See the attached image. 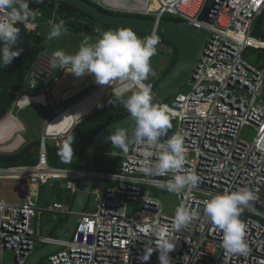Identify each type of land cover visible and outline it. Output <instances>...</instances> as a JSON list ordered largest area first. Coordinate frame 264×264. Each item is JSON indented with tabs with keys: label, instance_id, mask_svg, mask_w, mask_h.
I'll use <instances>...</instances> for the list:
<instances>
[{
	"label": "built area",
	"instance_id": "2783aa9c",
	"mask_svg": "<svg viewBox=\"0 0 264 264\" xmlns=\"http://www.w3.org/2000/svg\"><path fill=\"white\" fill-rule=\"evenodd\" d=\"M205 2L158 0L156 10L143 11L157 20L174 16L181 18V22L209 30L204 49L190 74V93L178 107L167 101L161 104L167 106L171 119L178 124L177 133L183 137L184 171L199 177L196 188H186L180 194L181 204L196 213L189 225L177 231L174 216L163 210L159 191L167 190L158 184L170 179L172 174L143 171L155 162L158 150L134 144L131 153L114 152L122 158L118 171H96L91 198L80 213L70 241L42 233L46 213L51 214L53 221L73 214L68 201L41 205L38 196L30 194H22L19 202L0 199V264H26L36 250L50 243L63 245L49 255L50 264H160L156 246L159 232L176 243L169 253L171 264H264V64L255 66L244 59L249 47L264 49L255 43L257 38L252 35L258 21H264V0H228L220 7L213 25L197 18ZM31 9L34 16L43 17L39 7ZM56 11L49 20L51 25L56 17L60 18ZM8 17L9 13L0 8V21ZM71 21L87 26L94 36L103 33L99 25L87 20L72 18ZM32 24L35 27L28 28V32L36 29V23ZM51 60L46 51L41 53L27 76L30 88H35L38 81L47 82ZM153 83L147 85L152 89ZM26 96H20V108L31 103L21 105ZM49 104L58 110L51 99ZM246 126L255 130L251 141L241 138ZM61 140L62 137L55 138L56 145L60 146ZM147 151H152V156L146 158ZM83 175L80 168L52 166L46 139L42 141L37 164L0 167V180L13 176L32 185L61 180L63 190H69L72 196L78 191ZM242 188L255 194L240 216L250 249L247 255L225 250L222 230L203 217L205 200ZM8 250L13 252L12 262L5 260ZM152 250L148 260L140 259Z\"/></svg>",
	"mask_w": 264,
	"mask_h": 264
},
{
	"label": "clouds",
	"instance_id": "9594fccd",
	"mask_svg": "<svg viewBox=\"0 0 264 264\" xmlns=\"http://www.w3.org/2000/svg\"><path fill=\"white\" fill-rule=\"evenodd\" d=\"M90 1L94 4L96 3L95 5L99 7L102 6V8L104 9L111 8L103 5L99 1L97 2V0L96 2L94 0ZM54 3L56 4L55 10L57 9L56 12L60 15V18L56 17L55 22L52 23V25L50 24L51 22L49 23V20L51 19L46 21V23L52 26L48 34L49 40L53 38H58L62 35L64 31H71V29H68L67 21H71L72 18L87 20L93 25H99L102 28V23L93 19L92 17L84 18L74 16L70 18V20L64 19L61 13L58 12V10L60 9L61 2ZM38 4L39 3L33 5L31 8L36 6L41 9ZM0 8L5 9L9 13L8 19L0 21V45H2L0 46V67H7L13 62L14 58L20 56L21 52V50L15 47L18 44V41L20 40V29L17 27V22H26L27 30L28 23H35L30 20V18H34V10L29 8L28 0H0ZM124 12L131 14H141L142 16H151L153 18H156L153 14L149 13L143 14V12L137 11ZM169 17L174 16H166L164 19H168ZM56 20H59L60 22L57 23ZM71 22H76L80 24V22L78 21ZM95 22H99V24H95ZM37 30L38 23H36V29L30 32H35ZM158 43L159 37L155 33L150 34V36L148 37L140 38L131 29L119 28L114 31L108 30L101 33V35L95 40V42H90L89 39L86 37L81 42L78 51L74 54H66L63 50H56L54 51L53 55L49 54L52 59V66L50 68V74L47 82L38 81L35 88H30L29 82L27 80L28 77H26L25 87L19 92L12 107L16 105L19 110H22L32 104L37 103L42 104L45 107L48 106V92L49 90H53V85L56 82L57 78L62 75V73H64L65 71L74 74L76 77L92 75L95 81L92 77H87L89 82L92 83L87 88L91 87L93 89L97 88L100 85L109 84L113 80L134 82L136 85H138V88H135L130 92H126L124 94L119 91L116 93L115 90H113V92H110L114 93L117 98L120 99V102L122 103L123 107L127 110V112L130 114L131 118L134 121V124L132 125L130 130L131 135H129V129L115 127L114 131L109 135L108 139L110 140L111 144L120 148L124 153L128 152L130 144H143L149 149H157L158 152L156 155L155 162L149 166H146L143 171L145 173H154L157 175H167L168 173L172 174L170 179L159 183L158 187L166 189L168 192L175 193L177 195H180L186 188H196L199 183L198 175H196L194 172L189 173L184 171L186 157L183 149V137L177 133L169 137L164 143L160 142V137L165 136L167 134V130L172 127L170 116L168 114V109L166 105H160L154 102V96L151 87L143 83L145 82V80L148 79L149 74H151L153 77L156 76L155 70L151 67L150 60L151 57L154 56L156 53V45ZM19 48L21 49L20 46ZM45 49L46 47L44 48V50L41 51V53L44 52ZM41 53L38 55L37 60ZM56 66H59L60 71L58 72V76L54 80V82H51V79L57 70ZM39 83L45 85L43 90L41 91H38L37 89ZM26 84L29 85V89L26 88ZM129 93H131V95L127 96V98L124 99L123 96ZM22 94H27L28 96L30 95L33 97L44 96L45 99L39 102H31L30 104L26 106L24 105L22 106V108H20L18 105V101ZM108 95H106L104 100L107 98ZM104 100L101 102V104L104 102ZM72 104L73 103H71L70 105ZM70 105H65L62 108H66ZM100 105H98V107ZM12 107L3 119L12 115L13 117L19 120V118L14 114ZM62 108L57 107V111L61 110ZM57 111L53 110V114L48 119L45 125V129L47 128L49 122L55 116ZM81 120H79V122ZM45 129L42 137L45 136L46 140H52L56 143L55 138L57 137L53 136V139H50L52 137L45 135ZM67 135L60 136V138L62 137L61 141H63V139ZM14 137L15 135L11 137L7 142L13 141ZM22 147H24L23 143L15 150L8 152L2 151L0 153L13 154L19 151ZM144 155L146 158L150 157L152 156V151H147ZM28 165L33 164H27L26 166ZM16 180L22 181L20 185L21 200L22 194L25 191L23 187L26 181L28 182V180ZM53 183L54 182H49L43 185L30 184L31 186H38V192L36 196H38L39 203L41 188L48 184L54 186ZM254 199L255 194L253 191L247 188H242L234 192L225 191L222 194L212 195L209 199L205 200L204 202V219L207 222L218 227L220 230H222V247L233 254L247 255L250 251L248 244L244 239V225L240 220V216L241 213L244 211L245 207L250 206V202ZM40 204L43 205L42 203ZM48 204L49 203H47L46 205ZM195 215L196 213L190 212L186 207L181 204L175 210V229L179 231L183 228H186ZM157 235L159 239V244L156 246L159 251L158 259L160 261V264H171L169 253L175 249L176 243H173L168 238H166L163 232H159ZM153 250L149 252L146 257H140V259L144 261L148 260Z\"/></svg>",
	"mask_w": 264,
	"mask_h": 264
},
{
	"label": "water",
	"instance_id": "95a60500",
	"mask_svg": "<svg viewBox=\"0 0 264 264\" xmlns=\"http://www.w3.org/2000/svg\"><path fill=\"white\" fill-rule=\"evenodd\" d=\"M227 1L206 0L203 9L197 17L198 20L213 25L220 7ZM43 2L66 3L102 24L127 28L134 32L161 34L167 41L171 42L177 48V60L169 72L152 88L154 102L160 105L175 94L182 85L190 83V74L196 66L209 36L207 28H197L189 23L171 19L157 20L151 16L126 13L119 9L117 11L112 8L104 9L90 0H28V5L31 8L33 5ZM17 27L20 29L19 36L22 41L20 47L26 49L29 44L26 22H17ZM133 124L134 121L130 115L111 123L100 129L85 147L81 156L80 166V169L84 171V175L78 182V191L73 198L69 190L64 192L65 199L67 201L72 200L73 214L58 228L56 232L58 240L70 241L72 239L80 219V213L86 208L95 185L97 158L103 149L111 143L108 139L109 135L114 131L115 127L126 128L131 132ZM44 139L45 136L41 138L42 141ZM78 152L79 150L75 149L69 153L63 164H70ZM62 247L63 245L60 243H50L39 248L28 258L26 264H38L43 258Z\"/></svg>",
	"mask_w": 264,
	"mask_h": 264
},
{
	"label": "trees",
	"instance_id": "16d2710c",
	"mask_svg": "<svg viewBox=\"0 0 264 264\" xmlns=\"http://www.w3.org/2000/svg\"><path fill=\"white\" fill-rule=\"evenodd\" d=\"M96 4V3H95ZM38 6L44 12L43 17L34 16V18H30L31 21L38 23V30L35 32H29L28 39L29 44L26 49L19 48L22 44V41L19 40L18 44L15 46L20 52V56L14 58L13 62L7 67H0V120L3 119L6 114L11 109L13 103L15 102L19 92L25 87L26 77L29 74L30 70L32 69L33 64L37 60L38 55L41 53L42 50L45 48V38L43 32L40 31V26L43 22L52 19L55 13V6L54 2H43L39 3ZM58 12L61 13L64 19L70 20V18L77 16V17H84V18H91L86 14L82 13L74 6L61 3L60 9ZM168 19L173 20H181L179 17H169ZM59 23V20H56ZM68 29H76L79 32H86L92 34L93 30L86 26L82 27V25L67 21ZM264 21L259 20L257 23V27L253 30V37L257 38L256 35H259L264 38ZM79 26H78V25ZM70 25V26H69ZM110 28L119 29L120 27L109 26ZM136 35L140 38L148 37L150 34L142 33V32H135ZM159 40L163 41L165 44L169 45L173 50V55L171 57V61L169 65L161 72V76L159 79L154 80V86L158 83V81L165 76L169 70L174 66L177 60V48L169 41H167L163 35L158 34ZM259 39V40H258ZM264 39L260 41V38H257L255 43L257 45L264 46ZM2 46V45H0ZM264 56L261 58L263 59ZM138 90V89H136ZM135 90V91H136ZM133 92V91H132ZM131 92V93H132ZM131 93L124 95L123 98L126 99L127 96L131 95ZM168 102V101H167ZM90 115V114H89ZM87 115L88 117L82 118L80 122L76 125H73L70 130L69 134L63 139L61 145L58 146L52 140H46V147H47V154L49 163L53 166H66L63 164L64 159L68 156L69 153L74 151L75 149L79 150L77 156H75L68 167L78 169L81 166V156L82 153L89 143V141L94 137V135L103 127L114 123L128 115H130L127 110L123 107L120 99L114 93H110L104 102L97 108V110L92 115ZM170 116V115H169ZM171 119V116H170ZM172 120V119H171ZM131 135V132H129ZM111 144V143H110ZM108 144V145H110ZM108 145L103 149V151L99 154V157H104L105 155L109 154V151L106 149ZM41 149V139H36L31 141L30 143L26 144L22 147L19 151L13 154H5L0 153V167H10L16 165H27V164H36L38 162V157ZM114 151V150H113ZM116 152V151H114ZM124 153V152H118ZM116 156V155H115ZM97 158V162H98ZM122 158L120 156H116L115 167L112 171H118L120 169ZM25 189V195L29 194L28 191L37 192L38 187H23ZM57 193L62 196L60 191ZM41 203V202H40ZM66 221L65 218H61L58 220L54 227L49 231L50 236L56 237V232L58 228ZM44 259V258H43ZM42 259V260H43Z\"/></svg>",
	"mask_w": 264,
	"mask_h": 264
},
{
	"label": "rangeland",
	"instance_id": "374dc122",
	"mask_svg": "<svg viewBox=\"0 0 264 264\" xmlns=\"http://www.w3.org/2000/svg\"><path fill=\"white\" fill-rule=\"evenodd\" d=\"M94 1L96 2V0H94ZM98 1L105 6H108L107 5L108 3L106 2V0H97V2ZM111 1H114L113 3H115V4H112V5H114V7L116 6V8H113V7H111V8L120 9L123 12L124 11H137V12H139L141 10L140 8H142L146 2V0H118V1L117 0H111ZM117 3H119V4L117 5ZM118 6L120 8H118ZM108 7H110V5ZM125 7L129 8V9H125ZM141 11H143V10H141ZM95 24H99V22H95ZM41 25H43V26H40L39 30L43 32V35L45 38V47H46L45 51L50 55H53V53L55 51L54 45H52V44H55L56 46L63 45V41H65L67 37H71L72 40L68 39L64 45H67V43L71 42L70 45L77 46V50H78V47L80 46L81 42L86 37L89 39L90 42H95V40L98 38L97 36L91 35L90 33L84 34V32H79V31H76V29H72L71 31H68V32H71L70 35L65 34L64 32H66V31H64L62 33V35L59 36L58 38H53V39L49 40L48 34H49L52 26L46 22H43ZM109 29H110V27H108L106 24H102L103 32L108 31ZM256 37L260 38V40L264 39L263 37H261L259 35H256ZM48 41H50V44H48ZM73 51H74L73 54L76 53V50H73ZM172 55H173V50L171 49V47L169 45L165 44L163 41L159 40V43L156 45V53L154 56L151 57V60H150L151 67L155 70L156 76L153 77L151 74H149L148 79L145 80L146 83H151L154 81V79L156 77H158V72L163 71L169 65ZM263 56H264V49H254L252 47H249L244 53V59L246 61H248L249 63L255 65V66L260 65V64H264L263 59H261ZM59 71H60V68L58 66L56 72L54 73V75L51 79V82H54V80L57 78ZM130 82L131 81H120V80L111 81L110 82L111 83L110 88H109L108 92L106 93V95H108L110 92H113V90H115L116 92H118V91L120 92L122 90H125L124 93H126V92H130L131 90L137 88V87H133L131 89H127L129 87L128 84ZM145 82H143V83L145 85H147ZM44 86H45L44 84L39 83L37 89L43 88ZM102 86H104V85H100L95 89H93L91 87L87 88L84 92H82L78 96H76L75 99H73L71 103H75V101L78 102L79 100L87 97L88 95L95 92L96 90H98ZM26 88L29 89L28 84H26ZM191 89H192V86L189 83H186V84L182 85L179 88V90L175 94H173L167 101L169 102V104L171 106L178 107V104L184 100L185 96L190 93ZM12 109H13L14 114L16 116H18L26 125V131L23 132V135L25 136L26 140H30L31 138L38 139V138L42 137V135L44 134L45 127L42 128V126H41V129H38L37 126H40V124L42 123V118L47 120V118L53 114V110H54L51 107H45V106L40 105V104H32L29 107L22 109V110H19L15 105L12 107ZM170 121H171L172 127L167 130V134L165 136L160 137V141L167 140L173 134L177 133V127H178L177 122L173 121L171 119H170ZM17 135H20V134L18 133V134H16V136ZM62 135H65V133L60 134L56 137H60ZM254 135H255V130L249 126H246L241 132V138L246 140V141H251L252 138L254 137ZM50 139H53V138H50ZM26 143L27 142L24 141L23 146H25ZM9 144H11V143H9ZM133 146H134V144L129 145V150L127 153H131ZM106 149L109 151V154L105 155L104 157L98 158L97 170H99V171H112L113 168L115 167V161H116V156L114 155V151L123 152L120 148H118L117 146H115L113 144L108 145V147ZM2 151L3 150H0V152H2ZM5 152H8V151H5ZM21 182L22 181H20V180L17 181L16 179H2V180H0V199H5L7 201H13V202L19 201L20 200ZM54 189H55V186H51L49 184L45 185L44 187L41 188V190H40V202L43 205H46L47 203H52L53 200H55ZM159 192H160L159 198L163 204L164 212L167 215L175 216V210L177 209V207H179L181 205V195H177L175 193H170V192L164 191V190L159 191ZM44 221H45V224H44V226H42V233L44 235H49L50 234L49 228L53 227V222H54L50 213L45 214ZM12 257H13L12 251L8 250L5 252L6 262H12ZM38 264H50L49 258L46 256Z\"/></svg>",
	"mask_w": 264,
	"mask_h": 264
},
{
	"label": "bare ground",
	"instance_id": "6f19581e",
	"mask_svg": "<svg viewBox=\"0 0 264 264\" xmlns=\"http://www.w3.org/2000/svg\"><path fill=\"white\" fill-rule=\"evenodd\" d=\"M106 2L108 3L107 5H110V6H114L112 4H115V3H113L114 1H111V0H106ZM157 2H158V0H146L144 6L142 8H140V9L143 10V11H146V10L147 11H154V10L157 9V6H158ZM118 4L119 3H117V5ZM125 8H127V7H125ZM141 10L139 12H143ZM27 26L30 29H33L35 27V25L32 24V23H28ZM64 73H62V75ZM87 76H89V75H84V77H79L80 81L83 78L86 79ZM66 81H67V75L64 76L61 85L62 84H65ZM76 83H77V81H76ZM108 85L110 86L111 83L108 84ZM128 85H129V87L127 89H131L133 87H137L138 88V85H136L134 82H130ZM107 89H108V86L105 85V86L99 88L98 90H96L95 92L91 93L87 98L85 97L86 99H84V102H82V103H80L78 105L73 106V108H71V109L70 108H67L66 110H64L65 109L64 108L63 109L64 110L63 112H61L62 110L59 111L58 114L60 112L61 113L59 115L57 114L58 116H56L55 118H53L49 122V124L47 126V133H48V135H55L56 136V135H60V134H63V133H65V135H66L69 132V130L72 128V126L77 121L80 120V118H79L80 116H82L85 113L90 112L95 107V105L99 102V100L102 98V96L106 93ZM124 91L125 90H122L120 92H123L124 93ZM77 118H79V119L76 121ZM22 124L23 123H21L18 119H16L12 115L9 116V117H7V118H5L2 121H0V150H3V151H12V150H15L16 148H18L24 142V138L21 135H18L16 137H14L15 139L13 140V142L11 144H8V145L6 144L7 141L11 137H13L15 134H17V132H20V131L23 130V125ZM62 136H64V135H62ZM2 144H5V145H2ZM11 179H14V177L12 176ZM24 186L34 187V186H31L27 181H26V183H25ZM28 192H29L30 195H32L34 197L36 196L34 194V191L33 192L28 191ZM23 196H25V192L23 193ZM63 218L64 217H62V219Z\"/></svg>",
	"mask_w": 264,
	"mask_h": 264
},
{
	"label": "crops",
	"instance_id": "0c3cea01",
	"mask_svg": "<svg viewBox=\"0 0 264 264\" xmlns=\"http://www.w3.org/2000/svg\"><path fill=\"white\" fill-rule=\"evenodd\" d=\"M109 6V5H108ZM110 7H113V8H116V7H114V6H110ZM118 8H120V7H118ZM125 9H129V8H125ZM65 34H68V35H70L71 34V32H68V31H66V32H64ZM85 34V33H84ZM92 35V34H91ZM72 40V38L71 37H67L66 38V40L65 41H63V45H60V46H56L55 44H52V45H54V48H55V51L56 50H63L66 54H73V50H76V52L78 51L77 50V46H75V45H70L71 44V42H69V43H67V45H64L65 44V42L67 41V40ZM48 44H50V41H48ZM78 49H79V47H78ZM56 67H58V66H56ZM65 75H67V81L65 82V84H62L61 85V83H62V81H63V78H64V76ZM82 77H84V76H82ZM86 77V76H85ZM87 77H92L93 78V80H94V77L92 76V75H89V76H87ZM86 80V81H85ZM76 81H77V83H76ZM95 81V80H94ZM90 84H92L91 82H89V80L86 78H83L81 81H80V79H79V77H76L74 74H71V73H68V72H65L63 75H60L59 77H58V79L56 80V82L54 83V85H53V90H49V92H48V96H49V99H51L52 101H53V103L56 105V107H58V108H62V107H64L65 105H70L71 104V102H72V100L79 94V93H81V92H83L88 86H90ZM105 86V85H104ZM106 86H108V89H107V91H106V93L108 92V90H109V88H110V86L108 85V84H106ZM103 87V86H102ZM44 88V87H43ZM43 88H39L38 89V91H41V90H43ZM101 88V87H100ZM42 92H44V91H42ZM52 92V93H51ZM106 93L102 96V98L99 100V102L95 105V107L90 111V112H88V113H85V114H83L82 116H80L79 118L80 119H82V118H85V116L87 117V115H91L93 112H94V110L98 107V105H100L101 104V102L104 100V98H105V96H106ZM89 96V95H88ZM87 96V97H88ZM86 97V98H87ZM86 98H82L81 100H79L78 102H75V103H73L72 105H70V106H68V107H66L64 110H66L67 108H73V106H75V105H78V104H80V103H82V102H84V99H86ZM45 99V97L44 96H37V97H33V96H26L22 101H21V104L22 105H24L25 104V102H27V101H31V102H39V101H41V100H44ZM38 104V103H37ZM40 105H42V104H40ZM72 106V107H71ZM46 107H51V108H53L52 107V105H49L48 104V106H46ZM64 110H62L61 112H63ZM60 112V113H61ZM59 113V114H60ZM58 114V112L55 114V116L53 117V118H55L56 116H58L57 115ZM18 117V116H17ZM51 117V116H50ZM50 117H48L47 118V120H45V119H43L42 118V123L40 124V126H37V128L38 129H41V126H42V128H44L45 127V125H46V123H47V121H48V119L50 118ZM19 118V117H18ZM52 118V119H53ZM79 118H77L76 119V121L79 119ZM51 119V120H52ZM4 120V119H3ZM0 121H2V120H0ZM19 121L21 122V123H23L22 125H23V130L22 131H20V132H17V134L19 133L23 138H24V141H26L27 143L26 144H28V143H30L31 141H34V140H36V138L35 139H33V138H31L30 140H26V138H25V136L23 135V132H25L26 131V125L24 124V122L19 118ZM75 121V122H76ZM45 135H47V136H55V135H48V133H47V128L45 129ZM67 135V134H66ZM18 136V135H17ZM56 136H58V135H56ZM15 137H16V134H15ZM15 139V138H14ZM39 139V138H38ZM13 141H11V142H7L6 144L8 145L9 143H12ZM2 145H5V144H2ZM124 154V153H123ZM25 187H27V186H25ZM34 187H38V186H34ZM37 192H38V189H37ZM37 192H35V189H34V194L36 195L37 194ZM24 193V192H23ZM63 199V197L62 196H60L58 193L55 195V200H62ZM55 200H53V201H55ZM20 201V200H19ZM19 201H17V202H19Z\"/></svg>",
	"mask_w": 264,
	"mask_h": 264
},
{
	"label": "flooded vegetation",
	"instance_id": "af4514ba",
	"mask_svg": "<svg viewBox=\"0 0 264 264\" xmlns=\"http://www.w3.org/2000/svg\"><path fill=\"white\" fill-rule=\"evenodd\" d=\"M161 72L162 71H159L158 72V79H159V77L161 76ZM59 167H68L67 165L66 166H59ZM69 168H71V167H69ZM61 180H58V181H54V186H55V189H54V193H55V195L57 194V191L59 192L60 191V193H62V197H63V201H67L66 199H65V196L63 195V193H64V191H63V188L61 187ZM95 186V185H94ZM74 196H72V198H73ZM90 198H91V196H90ZM70 204H71V206H72V200H70V201H68ZM69 217V216H68ZM68 217H64L65 219H67ZM62 218V217H61ZM61 218H59L58 220H60ZM57 220V221H58ZM57 221H54L53 222V227H54V224L57 222ZM66 222V221H65Z\"/></svg>",
	"mask_w": 264,
	"mask_h": 264
}]
</instances>
